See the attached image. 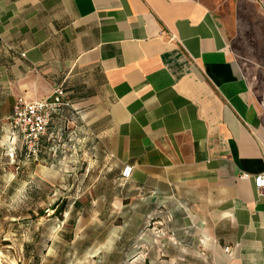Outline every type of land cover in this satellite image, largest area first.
Instances as JSON below:
<instances>
[{
	"label": "crops",
	"instance_id": "0c3cea01",
	"mask_svg": "<svg viewBox=\"0 0 264 264\" xmlns=\"http://www.w3.org/2000/svg\"><path fill=\"white\" fill-rule=\"evenodd\" d=\"M56 87L96 103L122 207L192 218L215 264H264V194L242 177L264 173V0H0L3 142L20 147L14 103Z\"/></svg>",
	"mask_w": 264,
	"mask_h": 264
},
{
	"label": "rangeland",
	"instance_id": "374dc122",
	"mask_svg": "<svg viewBox=\"0 0 264 264\" xmlns=\"http://www.w3.org/2000/svg\"><path fill=\"white\" fill-rule=\"evenodd\" d=\"M95 108L67 109L35 158L0 135V264H215L192 218L185 229L162 204L136 214L105 190L119 163Z\"/></svg>",
	"mask_w": 264,
	"mask_h": 264
},
{
	"label": "built area",
	"instance_id": "2783aa9c",
	"mask_svg": "<svg viewBox=\"0 0 264 264\" xmlns=\"http://www.w3.org/2000/svg\"><path fill=\"white\" fill-rule=\"evenodd\" d=\"M69 106V100L60 87H56L46 100L33 102L19 100L14 103L10 125L26 157L35 158L38 155L42 138L48 128L55 119L62 117ZM131 174L132 166H124L120 172L121 180H128ZM242 177L252 178L259 193L264 194V173L255 176L243 173ZM225 250L228 251V248Z\"/></svg>",
	"mask_w": 264,
	"mask_h": 264
},
{
	"label": "trees",
	"instance_id": "16d2710c",
	"mask_svg": "<svg viewBox=\"0 0 264 264\" xmlns=\"http://www.w3.org/2000/svg\"><path fill=\"white\" fill-rule=\"evenodd\" d=\"M76 204V203H75Z\"/></svg>",
	"mask_w": 264,
	"mask_h": 264
}]
</instances>
